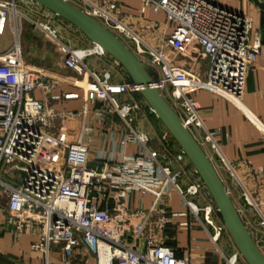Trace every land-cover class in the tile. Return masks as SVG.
<instances>
[{"label":"built area","instance_id":"obj_1","mask_svg":"<svg viewBox=\"0 0 264 264\" xmlns=\"http://www.w3.org/2000/svg\"><path fill=\"white\" fill-rule=\"evenodd\" d=\"M79 1L90 7L88 15L111 32L130 36L138 52L150 56L158 73L154 86L161 94L166 93L171 107L191 133L203 128L201 107L194 97L197 87L191 75L168 63L163 52L141 49L140 39L106 10L89 0ZM141 1L144 8L163 13L172 25V33L166 39L169 47L177 53L201 50L209 65L205 86L241 105L248 71L262 52V38L252 20L210 0ZM15 12V0L0 1V34L10 23L18 35L22 15ZM44 28L57 38L50 26ZM62 51L67 54V68L92 78L86 104L102 105V119L116 112L127 121L119 142L122 150H100L92 162V151L83 144L82 136L77 143H66L57 137V132L70 128L80 127L82 135L92 129L89 123H76L82 113L54 107L65 94L54 95L57 85L24 64L16 43L0 54V200L4 202L0 207L8 225L16 226L18 237L30 229L37 238L35 251L48 256L60 249L68 264L80 248L93 256L97 264H102V258L107 264H196L187 257H179L167 245L170 238L165 231L175 217L170 201L177 194L195 220L203 218L213 229L212 239L219 240L226 228L215 222L218 209L212 205L201 207L190 200L206 189L204 182L182 187L181 174L172 165L183 162L185 153L175 155L173 160L169 154L151 149L148 135L133 128L129 118L139 110V105H122L117 97L140 93L141 87L133 82L115 83L110 72L98 74L84 62L93 55H108L102 47L70 51L63 46ZM38 90L44 99L33 96ZM105 104L111 109H105ZM214 136L207 133L205 142L218 151ZM129 144L136 146V152L127 155L124 150ZM148 193L155 198L153 206L148 211L140 210L134 205L133 196L144 197ZM261 227L264 229V219ZM142 241L145 246L140 248ZM258 248L264 254V244ZM240 257L237 251L227 263L238 264ZM46 264L57 263L47 259Z\"/></svg>","mask_w":264,"mask_h":264},{"label":"crops","instance_id":"obj_2","mask_svg":"<svg viewBox=\"0 0 264 264\" xmlns=\"http://www.w3.org/2000/svg\"><path fill=\"white\" fill-rule=\"evenodd\" d=\"M89 1L94 6L106 10L131 34L138 37L141 41V49L163 52L168 63L186 70L191 75L196 83L197 90L194 97L201 107L200 115L204 125L203 128L192 130V134L212 161L250 233L257 239V243L264 244V229L261 227V221L264 219V12L252 0H210L223 8L250 18L255 31L259 32L262 38L261 56L256 65L248 71L241 105H235L205 86L209 65L200 49L177 53L167 45L166 39L173 28L167 23L163 13H154L151 8H144L141 0ZM79 3V6L75 5V7L84 12L89 11L90 7H86L82 1ZM40 8L44 7L40 6ZM51 14H46L50 18L46 21L47 24L33 22L22 31L23 44L19 41L18 33L16 43L21 49L24 64L39 71L47 80L57 85L54 95L65 94L63 101L55 103L54 107L60 111L82 113L76 123H89L92 129L91 132L85 131L82 135L80 127L76 130L70 128L57 132V137L66 143H77L82 136L83 144L88 145L92 151L90 155L92 162L100 150L107 153L113 150L121 151L119 142L124 137L122 130L127 121L116 112L108 113L105 119H102L100 116L102 105L85 102L87 87L92 81L90 75L80 76L64 64L67 54L62 51L63 46L70 51H79L93 50L95 45L81 31L80 46L72 47L64 43L59 38L60 31L51 25L52 16H55L54 13ZM45 26H50L57 33V38L51 37ZM21 29L22 22L19 32ZM113 33L140 61L152 66L150 56L147 53L140 54L130 36L116 31ZM91 60L94 66L87 62ZM84 62L91 71L98 74L110 72L115 83L133 82L126 70L110 55L103 57L93 55ZM113 71L117 74H113ZM117 77L120 81H114ZM162 94L169 103L167 95ZM33 96L44 99L39 90L34 92ZM117 100L122 105H139V110L134 111L129 119H132L133 128L148 135L151 149L167 153L173 160L175 155L183 152L140 93L121 95ZM103 106L107 110L111 109L108 104ZM85 110L86 114H84ZM138 123L149 125L141 127ZM207 133L215 134L218 151H214L210 144L205 142ZM165 135L166 140H164ZM124 151L127 155L133 154L136 152V146L129 144ZM172 166L181 174L182 187L186 188L192 183L202 181L187 156L183 162H175ZM198 197L204 201L202 206L212 205L217 209L207 188ZM154 199L150 193L144 197L135 194L133 203L140 210L148 211L153 206ZM170 207L175 217L165 231L170 238L167 245L174 249L179 257H187L196 264H228L227 259L238 250L230 247L227 230H224L219 240L215 242L212 239L213 229L204 223L203 218L200 221L195 220L177 194L173 195ZM218 220L215 221L217 224L224 225L219 216ZM5 221L6 217L0 207V264H46L47 259L57 264H68V259L60 249L48 256L35 251L33 245L37 242V238L31 234L30 229H26L19 237L12 231L11 234L6 232L2 229ZM144 246L145 241H142L140 248ZM240 259L241 257L238 264L241 262ZM70 261V264H97V260L81 248L75 251Z\"/></svg>","mask_w":264,"mask_h":264},{"label":"water","instance_id":"obj_3","mask_svg":"<svg viewBox=\"0 0 264 264\" xmlns=\"http://www.w3.org/2000/svg\"><path fill=\"white\" fill-rule=\"evenodd\" d=\"M30 1L75 26L94 45L102 47L108 55L120 63L133 83L141 87L140 94L195 167L221 215L227 232L245 262L264 264V254L243 222L212 161L158 88L154 86V82L158 80V73L154 67L140 61L113 32L66 0ZM252 1L264 12V0Z\"/></svg>","mask_w":264,"mask_h":264},{"label":"rangeland","instance_id":"obj_4","mask_svg":"<svg viewBox=\"0 0 264 264\" xmlns=\"http://www.w3.org/2000/svg\"><path fill=\"white\" fill-rule=\"evenodd\" d=\"M0 1H10V0H0ZM68 2L74 6L75 5L79 6V4H80L79 0H69ZM32 3L33 2H31L30 0H16L17 11L22 14V16H21L22 17V29L18 35L19 41L21 42V44L24 43L23 32H22L24 29L28 28L31 24H33V22H36L37 24H43V23L47 24L46 21L50 20V18H48V16H46V14L52 15L51 14L52 12H50L46 8H40V6H35ZM44 13H46L45 16H44ZM52 17H53V19H52L51 25L53 27H56V29H58L60 31V34H59L60 40H62L64 43H66L67 45L72 46V47L80 46V41H79L80 38L79 37L81 35L80 34L81 32L75 26L71 25L70 23H68L64 19H62L56 15L52 16ZM16 42H17L16 34L12 30V28L10 27V23H9V25L5 29L4 33L0 34V54L8 52L10 50V48L14 47ZM87 62H89L92 66H94L93 60L87 61ZM113 74L116 75L117 74L116 71H113ZM114 81H120V78L117 77ZM165 94L166 93H164V96H165ZM169 103L173 106L171 101ZM138 124L141 127L149 125L148 123H138ZM190 200H193L195 203H197L200 206L204 205V201L200 197L193 198ZM0 202H1L0 204H4V202H2V200H0ZM217 213H216L217 216L215 215V221L216 222L219 221ZM2 226H3L2 229H5L6 232H8L10 234L13 232V234H15L16 226L8 225L7 220L5 222H3ZM227 237L229 240L230 247L232 249H237L228 232H227ZM258 244H259L260 248L263 245L262 243H258ZM221 245H222V243H221ZM240 261L241 262L239 264H247L244 261L242 256H241Z\"/></svg>","mask_w":264,"mask_h":264},{"label":"bare ground","instance_id":"obj_5","mask_svg":"<svg viewBox=\"0 0 264 264\" xmlns=\"http://www.w3.org/2000/svg\"><path fill=\"white\" fill-rule=\"evenodd\" d=\"M15 14L18 15V16H21L22 15L20 12H15ZM102 264H107V263H105L104 258H102Z\"/></svg>","mask_w":264,"mask_h":264},{"label":"trees","instance_id":"obj_6","mask_svg":"<svg viewBox=\"0 0 264 264\" xmlns=\"http://www.w3.org/2000/svg\"><path fill=\"white\" fill-rule=\"evenodd\" d=\"M218 214V216L221 218V215H220V213L218 212L217 213ZM221 220H222V218H221ZM222 223H223V220H222ZM224 224V223H223ZM246 225V224H245ZM253 236V235H252ZM254 238V240L256 241V243H257V239H255V237H253ZM257 245H258V247H259V244L257 243Z\"/></svg>","mask_w":264,"mask_h":264}]
</instances>
